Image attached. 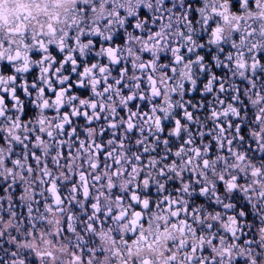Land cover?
Here are the masks:
<instances>
[{
	"label": "snow or ice",
	"instance_id": "1",
	"mask_svg": "<svg viewBox=\"0 0 264 264\" xmlns=\"http://www.w3.org/2000/svg\"><path fill=\"white\" fill-rule=\"evenodd\" d=\"M0 264H264V0H0Z\"/></svg>",
	"mask_w": 264,
	"mask_h": 264
}]
</instances>
